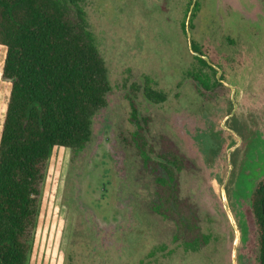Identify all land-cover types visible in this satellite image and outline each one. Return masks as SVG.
<instances>
[{
    "label": "rangeland",
    "instance_id": "obj_1",
    "mask_svg": "<svg viewBox=\"0 0 264 264\" xmlns=\"http://www.w3.org/2000/svg\"><path fill=\"white\" fill-rule=\"evenodd\" d=\"M82 6L111 88L85 147L52 149L27 264H257L250 196L264 178V0ZM4 55L0 45V132ZM147 89L166 99H147ZM135 131L153 154L183 157L172 204ZM199 232L208 241L187 248Z\"/></svg>",
    "mask_w": 264,
    "mask_h": 264
},
{
    "label": "trees",
    "instance_id": "obj_2",
    "mask_svg": "<svg viewBox=\"0 0 264 264\" xmlns=\"http://www.w3.org/2000/svg\"><path fill=\"white\" fill-rule=\"evenodd\" d=\"M84 1L0 0V45L5 47L1 75L10 82L0 132V264H27L52 149H83L92 135L93 117L107 103V67L88 28ZM197 59L206 66L204 59ZM199 77L205 78L203 72ZM144 94L155 102L166 99L151 89ZM131 109L139 125L133 104ZM132 138L144 166L155 173L156 184L167 187L172 204L177 173L185 167L183 157L153 154L139 131ZM250 207L257 264H264V178L251 193ZM152 210L162 212L159 201ZM208 238L199 232L184 244L197 250Z\"/></svg>",
    "mask_w": 264,
    "mask_h": 264
}]
</instances>
